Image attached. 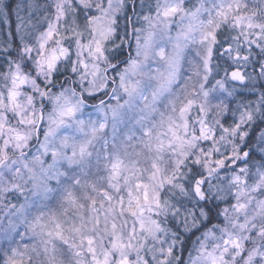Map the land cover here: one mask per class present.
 Masks as SVG:
<instances>
[{
    "label": "snow or ice",
    "instance_id": "obj_1",
    "mask_svg": "<svg viewBox=\"0 0 264 264\" xmlns=\"http://www.w3.org/2000/svg\"><path fill=\"white\" fill-rule=\"evenodd\" d=\"M0 18V264H264V0Z\"/></svg>",
    "mask_w": 264,
    "mask_h": 264
},
{
    "label": "trees",
    "instance_id": "obj_2",
    "mask_svg": "<svg viewBox=\"0 0 264 264\" xmlns=\"http://www.w3.org/2000/svg\"><path fill=\"white\" fill-rule=\"evenodd\" d=\"M10 18H11V20H12V21H13V23H14V22H15V17L11 16ZM0 27H1V28H4V27H6V25L4 24V21H3V23H2V24H0Z\"/></svg>",
    "mask_w": 264,
    "mask_h": 264
},
{
    "label": "bare ground",
    "instance_id": "obj_3",
    "mask_svg": "<svg viewBox=\"0 0 264 264\" xmlns=\"http://www.w3.org/2000/svg\"><path fill=\"white\" fill-rule=\"evenodd\" d=\"M13 17H15V16L13 15ZM0 21H2V22H3V19H2V18H0ZM2 22H1V23H2Z\"/></svg>",
    "mask_w": 264,
    "mask_h": 264
},
{
    "label": "rangeland",
    "instance_id": "obj_4",
    "mask_svg": "<svg viewBox=\"0 0 264 264\" xmlns=\"http://www.w3.org/2000/svg\"><path fill=\"white\" fill-rule=\"evenodd\" d=\"M1 22H2V21H0V24H2V23H3V22H2V23H1ZM0 28H1V27H0Z\"/></svg>",
    "mask_w": 264,
    "mask_h": 264
}]
</instances>
